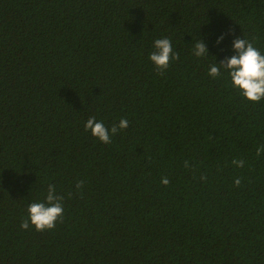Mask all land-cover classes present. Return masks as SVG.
<instances>
[{
	"label": "trees",
	"instance_id": "16d2710c",
	"mask_svg": "<svg viewBox=\"0 0 264 264\" xmlns=\"http://www.w3.org/2000/svg\"><path fill=\"white\" fill-rule=\"evenodd\" d=\"M229 29L264 53V0H0V264H264V100L207 74ZM49 184L63 217L22 229Z\"/></svg>",
	"mask_w": 264,
	"mask_h": 264
},
{
	"label": "clouds",
	"instance_id": "9594fccd",
	"mask_svg": "<svg viewBox=\"0 0 264 264\" xmlns=\"http://www.w3.org/2000/svg\"><path fill=\"white\" fill-rule=\"evenodd\" d=\"M226 36H232L231 55H225L222 59L210 63L207 68L208 76L219 79L227 74L230 85L239 94L251 102L264 100V53L256 48L250 40L242 38L240 35H233L231 29L228 32H221L215 36V45H223ZM152 51L148 59L160 70H166L170 62L178 59V53L174 50L172 41L168 37L157 38L152 42ZM221 51L223 49L221 48ZM210 50L203 37L193 44L191 54L198 59L211 56ZM128 120L120 118L118 122H113L109 127L102 119L90 116L84 122V130L90 132L99 142L110 144L112 137L118 132L128 127ZM257 155L264 153V145H260L256 150ZM232 164L236 167H243L244 161L234 159ZM187 166V162H185ZM203 179V177H202ZM161 183H169L167 177L161 178ZM235 184H240V179L236 178ZM82 182H78L79 189ZM64 198L57 193L56 186L49 184L43 200H34L27 206V219L22 220L20 227L28 229L30 226L36 231L51 230L64 215Z\"/></svg>",
	"mask_w": 264,
	"mask_h": 264
}]
</instances>
